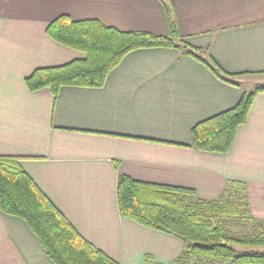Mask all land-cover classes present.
Listing matches in <instances>:
<instances>
[{
  "label": "crops",
  "instance_id": "1",
  "mask_svg": "<svg viewBox=\"0 0 264 264\" xmlns=\"http://www.w3.org/2000/svg\"><path fill=\"white\" fill-rule=\"evenodd\" d=\"M61 14L161 35L174 17L179 35L230 82L181 48L149 47L128 52L100 87L30 90L25 78L34 69L84 56L46 33ZM260 82L264 0H0V155L19 157L75 228L120 264H145V255L165 264L184 243L120 213L119 174L192 188L205 200L229 181L245 182L255 224L264 228ZM254 90L227 152L193 146L196 123ZM0 264L54 263L22 219L0 211Z\"/></svg>",
  "mask_w": 264,
  "mask_h": 264
},
{
  "label": "trees",
  "instance_id": "2",
  "mask_svg": "<svg viewBox=\"0 0 264 264\" xmlns=\"http://www.w3.org/2000/svg\"><path fill=\"white\" fill-rule=\"evenodd\" d=\"M168 25V34L161 35L120 30L97 19L73 20L61 14L47 24L46 33L56 42L82 51L84 56L61 65L38 67L25 83L30 90L47 87L53 93L65 85L100 87L128 52L149 47L181 48L218 78L230 82L215 62L202 58L197 48L179 35L174 17L168 19ZM257 90H264V86ZM255 94L256 90L243 92L232 107L196 123L192 128L193 146L227 152L237 127L246 121ZM116 198L124 217L176 235L184 242L180 254L165 264H264V252L235 248L264 246V228L255 224L245 182L229 181L218 198L205 200L192 188L142 182L119 174ZM0 211L22 219L54 264H120L75 228L22 168L17 156L0 155ZM232 219L235 224L230 227L251 221L249 233L232 235L227 226ZM144 263L160 264L150 255H145Z\"/></svg>",
  "mask_w": 264,
  "mask_h": 264
},
{
  "label": "rangeland",
  "instance_id": "3",
  "mask_svg": "<svg viewBox=\"0 0 264 264\" xmlns=\"http://www.w3.org/2000/svg\"><path fill=\"white\" fill-rule=\"evenodd\" d=\"M259 78L261 79L262 77H259ZM254 84L255 83H253L251 85V87ZM260 84L262 85V84H264V82H260ZM250 223H251V221H247V223L245 225L241 224L239 226V225L236 224V225L230 227V224H235L234 219H232L227 224V226H228L229 231L232 233V235H234L235 237H239V234H241V233H244V232L249 233L248 231H249L250 227L252 226V225H248ZM245 235H248V234H244V237H245ZM235 248L238 249L241 252H246V251H250V250H253L255 252H260V253H263L264 252V246H262V245H259V246H256V247H245V246H240L239 245V246H235Z\"/></svg>",
  "mask_w": 264,
  "mask_h": 264
}]
</instances>
